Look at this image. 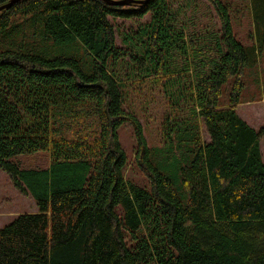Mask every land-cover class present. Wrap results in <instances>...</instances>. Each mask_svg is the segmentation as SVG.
<instances>
[{
  "label": "trees",
  "instance_id": "1",
  "mask_svg": "<svg viewBox=\"0 0 264 264\" xmlns=\"http://www.w3.org/2000/svg\"><path fill=\"white\" fill-rule=\"evenodd\" d=\"M124 1L0 11V171L37 210L0 229V264H264V128L235 111L264 51V0H248L249 46L221 0H207L219 31L188 34L169 0ZM117 19L138 20L121 47ZM130 86L161 94L155 147L125 110ZM124 124L141 184L124 176ZM39 153L46 168L13 161Z\"/></svg>",
  "mask_w": 264,
  "mask_h": 264
},
{
  "label": "rangeland",
  "instance_id": "2",
  "mask_svg": "<svg viewBox=\"0 0 264 264\" xmlns=\"http://www.w3.org/2000/svg\"><path fill=\"white\" fill-rule=\"evenodd\" d=\"M171 13L180 25H184L185 33L204 30L208 33H217L220 29V19L207 0H169ZM228 10L232 30L236 39L245 46L253 44V23L248 0H221ZM147 16L140 21H147ZM137 19L111 20L113 27L117 29L115 34L116 45L121 47V34L128 28L136 25ZM245 88L235 111L239 117L251 128L258 132L264 128V51L259 57L257 67L248 71L244 77ZM136 84V83H132ZM130 86V106L125 107L126 112L132 111L142 126L146 143L152 147L156 141V130L163 112L161 94L155 87ZM229 88V87H227ZM228 90L224 91L227 93ZM225 97V96H224ZM202 133L203 141H209L205 132ZM119 144L126 155L127 165L124 169L125 178L138 184L144 183L145 179L134 167V152L136 149L133 129L124 124L118 131ZM154 145L153 147H155ZM261 158L264 163V136L260 143ZM22 169L46 168L49 157L39 153L28 156H19L13 160ZM36 206L28 194H23L13 187L9 176L0 171V229L10 223L21 214L36 213Z\"/></svg>",
  "mask_w": 264,
  "mask_h": 264
},
{
  "label": "water",
  "instance_id": "3",
  "mask_svg": "<svg viewBox=\"0 0 264 264\" xmlns=\"http://www.w3.org/2000/svg\"><path fill=\"white\" fill-rule=\"evenodd\" d=\"M18 1H20V0H12V1L8 2L7 4H5V5H3V6L0 7V11L6 10V9L10 8L13 4L17 3ZM102 1H104V2H106L108 4H110V5H114V6H126V5H128V4L131 3L129 1H124V0L118 1V2H114V1H111V0H102ZM146 1L147 0L140 1V2H134V3L135 4H143Z\"/></svg>",
  "mask_w": 264,
  "mask_h": 264
}]
</instances>
